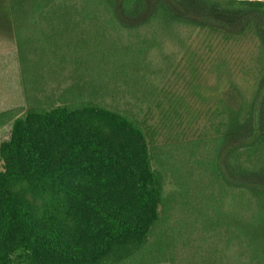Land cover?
<instances>
[{
  "label": "trees",
  "instance_id": "1",
  "mask_svg": "<svg viewBox=\"0 0 264 264\" xmlns=\"http://www.w3.org/2000/svg\"><path fill=\"white\" fill-rule=\"evenodd\" d=\"M233 1L248 4L241 17L264 21V0ZM6 3L16 48L0 54V264H176L178 244L187 243L179 231L154 237L165 206L163 158L140 117L106 101L125 91L121 83L150 96L145 75L131 68L152 51L147 27L167 24L159 32L174 37L170 28L202 23L179 18L164 0ZM227 25L210 24L231 31ZM42 36L50 40L44 47ZM106 56L116 68L101 66ZM52 61L62 74L56 81L47 78ZM261 84L246 107L231 83L215 95L221 122L210 135V219L195 217L210 250H188L189 261L264 264Z\"/></svg>",
  "mask_w": 264,
  "mask_h": 264
},
{
  "label": "rangeland",
  "instance_id": "2",
  "mask_svg": "<svg viewBox=\"0 0 264 264\" xmlns=\"http://www.w3.org/2000/svg\"><path fill=\"white\" fill-rule=\"evenodd\" d=\"M164 1L179 18H192L202 24L172 27L170 31H176L174 37L159 32L166 30L167 24L147 27L152 51L144 58V66L131 68L145 75L142 81L149 91L144 89V92H149L150 96L133 95L128 91L133 87L121 83L127 92L120 89L119 96L109 98L106 103L130 109L140 117L154 154L160 153L165 163L161 166L165 173V206L160 210L162 219L154 230V237L160 231L170 236L173 229L178 230L180 238L187 243L178 244L176 264H200V257L189 261L188 250L194 247H201L204 252L210 250V244L203 241L199 222L210 219V135L218 133L221 122L215 95L220 86L231 83L240 93L245 107L255 97L258 86L264 83V21L247 19L250 15L247 11L241 17L240 10L248 4L233 0H212L211 9L204 6L198 9L200 2L209 3L210 0H178V5ZM6 4V0H0V54L16 48L15 36L4 12ZM210 10L215 18L210 17ZM219 19L228 24L231 31L210 26L217 25ZM141 35L145 39V31ZM60 37L70 40L65 34ZM38 40L41 47L50 43L48 36ZM56 40L63 44L59 37ZM101 58L106 62L101 66L108 64L113 69L119 63L116 60L108 62L107 56ZM35 70L38 72V68ZM46 71L48 80L56 81L62 76L54 61ZM51 71L57 75H52ZM118 82L124 80L118 79ZM112 84L118 86L115 81ZM131 84L136 86V83ZM136 88L143 86L139 83L133 90ZM137 89L135 92H140ZM192 207L196 208V216L189 210ZM164 228L166 230H161ZM166 241L163 237L162 245L167 250Z\"/></svg>",
  "mask_w": 264,
  "mask_h": 264
}]
</instances>
